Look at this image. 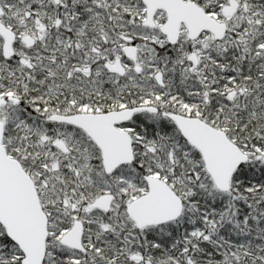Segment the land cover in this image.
I'll return each mask as SVG.
<instances>
[{
	"label": "snow or ice",
	"instance_id": "1",
	"mask_svg": "<svg viewBox=\"0 0 264 264\" xmlns=\"http://www.w3.org/2000/svg\"><path fill=\"white\" fill-rule=\"evenodd\" d=\"M0 264H264V0H0Z\"/></svg>",
	"mask_w": 264,
	"mask_h": 264
}]
</instances>
